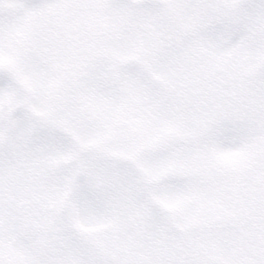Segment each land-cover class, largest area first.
I'll use <instances>...</instances> for the list:
<instances>
[{
	"label": "snow or ice",
	"instance_id": "6c2138e0",
	"mask_svg": "<svg viewBox=\"0 0 264 264\" xmlns=\"http://www.w3.org/2000/svg\"><path fill=\"white\" fill-rule=\"evenodd\" d=\"M0 264H264V0H0Z\"/></svg>",
	"mask_w": 264,
	"mask_h": 264
}]
</instances>
